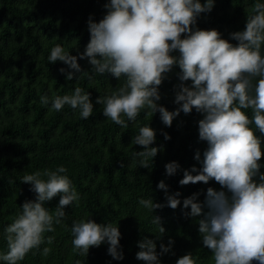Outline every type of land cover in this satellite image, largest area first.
<instances>
[{"label": "clouds", "instance_id": "obj_1", "mask_svg": "<svg viewBox=\"0 0 264 264\" xmlns=\"http://www.w3.org/2000/svg\"><path fill=\"white\" fill-rule=\"evenodd\" d=\"M215 0H108L104 17L97 22L88 20L89 43L79 59H88L91 74L82 71L78 57L55 45L47 57L48 62L62 61L74 71L66 79L72 81L76 73L87 75L111 73L120 87L100 95L96 103L103 105V115L124 129L135 123L141 112L153 116L160 113L164 125L171 127L181 111L190 114L193 109L201 113L198 121L199 140L207 142L201 155L197 150L193 165L183 170L181 186L215 180L220 190L208 187L204 201L199 192L183 199L185 216L201 217L198 220L202 244L211 250L214 264H264V0H255L254 14L248 17L242 31L232 32V44L217 29L196 27L202 13H210ZM182 34H185L182 37ZM178 53V54H173ZM178 66L180 84L176 86L174 103L169 111L161 100L159 86L167 74ZM61 73L66 69L61 68ZM81 75L78 77L80 79ZM256 79V83L253 80ZM191 81V84L185 82ZM91 93L75 87L69 94L40 96V103L50 111L60 112L67 105L79 112L82 119L93 115ZM251 110V118L247 110ZM254 125L255 127H252ZM166 140L171 139L163 133ZM156 130L149 124L140 127L132 140L142 146L136 151L139 166L148 168L162 146H153ZM166 175H176L181 165L171 161L165 165ZM68 169L57 166L26 174L22 183L31 185L36 193L34 200H26L16 218L4 227L7 251H0V264H20L33 249H39L52 237L54 225L62 224L66 206L77 205L80 193L68 176ZM165 193L166 206L176 209L181 204V193L169 192V185L161 180L158 185ZM59 195L54 213L45 207L46 202ZM139 205L154 213L165 204L150 198L139 200ZM205 209H207L205 211ZM152 223L160 235L165 233L160 217L154 215ZM71 233L74 250L87 257L92 246L108 244V253L114 260H123L120 245L121 232L113 222L97 223L85 217L73 221ZM160 237L157 236V239ZM174 240L160 245L144 237L138 242L140 251L136 259L145 264H161L160 257L171 251ZM51 251L43 248V255ZM176 264H197L193 253L180 257Z\"/></svg>", "mask_w": 264, "mask_h": 264}, {"label": "trees", "instance_id": "obj_2", "mask_svg": "<svg viewBox=\"0 0 264 264\" xmlns=\"http://www.w3.org/2000/svg\"><path fill=\"white\" fill-rule=\"evenodd\" d=\"M107 2L0 0V251H7L4 227L16 218L26 200L36 198L31 185L21 182L23 176L63 165L80 193L79 204L66 206L63 223L54 225V232L45 233L46 238H53L52 244L45 240L20 264H145L136 259L140 251L138 242L144 237L155 240L157 252L162 243L167 245L169 239L174 240L171 251L160 257L161 264H176L189 252L197 264H214L211 250L203 246L198 231L201 217L185 216L184 211H190V207L183 210V199L199 192L198 199L202 202L208 187L220 190L221 186L214 179L208 184H179L184 169L193 165L200 167L194 159L195 153L200 150L202 155L207 147V142L199 140L198 121L203 118L202 114L195 109L187 115L181 111L168 127L159 112L151 116L142 111L137 121L129 122V127L124 129L107 119L103 105L96 103L98 96L114 91L123 80L119 81L111 73L94 74L92 80L76 73L68 81L67 72L74 70L62 61L48 62L51 49L60 44L78 57L82 71L91 74L92 65L87 58L79 59V54L85 51L90 40L89 17L99 22L106 14ZM254 4L255 0H215L213 10L197 18L196 27L217 29L235 45L238 41L231 39L230 34L244 30L248 17L254 14ZM61 68L66 71L61 73ZM179 71L178 66L174 67L159 86L162 98L158 103L169 111L179 107L174 103L176 86L181 83ZM185 83L191 84V81ZM75 87L91 93L94 112L88 119L80 118L78 110L67 105L55 112L49 110L50 105L40 103L41 95L62 96ZM247 113L251 118L250 109ZM147 124L156 130L153 146H162L163 150L145 168L139 166V157L135 155L136 151L143 150L142 146L133 145L132 140L140 127ZM163 133H168L171 139L166 140ZM256 134L264 138V133L257 131ZM171 161L179 162L181 169L169 177L165 165ZM260 171L264 172V167ZM161 180L169 185L170 193H181V204L176 209L166 206L165 193L157 188ZM150 196L165 206L155 209L154 213L142 208L139 200ZM59 198L58 195L46 202L45 207L54 213ZM154 215L160 217L165 228L162 235L152 223ZM85 217L97 223L118 224L123 260H114L109 255L107 243L90 247L87 257L74 250L71 226L73 221ZM45 247L51 249L47 256L43 255Z\"/></svg>", "mask_w": 264, "mask_h": 264}, {"label": "water", "instance_id": "obj_3", "mask_svg": "<svg viewBox=\"0 0 264 264\" xmlns=\"http://www.w3.org/2000/svg\"><path fill=\"white\" fill-rule=\"evenodd\" d=\"M252 264H259V262L254 260Z\"/></svg>", "mask_w": 264, "mask_h": 264}]
</instances>
